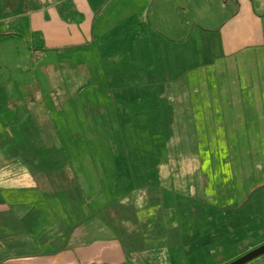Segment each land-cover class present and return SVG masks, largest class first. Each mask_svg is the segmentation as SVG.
I'll list each match as a JSON object with an SVG mask.
<instances>
[{
    "label": "crops",
    "instance_id": "0c3cea01",
    "mask_svg": "<svg viewBox=\"0 0 264 264\" xmlns=\"http://www.w3.org/2000/svg\"><path fill=\"white\" fill-rule=\"evenodd\" d=\"M115 1L1 0L0 7L26 29L32 49L37 40L45 52L105 57L99 50L113 46L116 62H146L163 154H136L127 170L103 150L64 166L50 152L47 164L39 132L28 148L36 118L0 124V264H186L178 189L199 136L246 142L247 159L256 155L252 143L264 148V0ZM114 16L120 24L107 40L98 32ZM131 72L117 69L120 77Z\"/></svg>",
    "mask_w": 264,
    "mask_h": 264
},
{
    "label": "rangeland",
    "instance_id": "374dc122",
    "mask_svg": "<svg viewBox=\"0 0 264 264\" xmlns=\"http://www.w3.org/2000/svg\"><path fill=\"white\" fill-rule=\"evenodd\" d=\"M119 2L112 4L118 7ZM2 10L0 7V124L25 122L27 114L29 121L36 118L38 127L30 125L29 151L35 149L34 132H39L38 146L50 148L43 155L47 164L54 161L50 152L64 166L69 157L85 152L92 157L94 152L92 158L97 159L95 152L103 150L120 158L122 170H127L124 164L132 162L136 154H163V137L153 116L156 112L151 110L155 103L147 88L150 66L146 62H116L117 48L113 46L99 50L105 57L98 53L86 56L80 50L45 52L37 40L32 49L26 29L17 28L19 20ZM118 24L115 16L102 23L99 36L113 39ZM139 31L141 28H135L131 33ZM133 49L139 52V44ZM157 56L159 60V53ZM119 67L132 72L120 77ZM157 67L164 68L163 64ZM163 77L164 82L171 80L165 73ZM88 136L95 141L85 142ZM107 138L109 144L100 142ZM208 139L199 136L198 155L185 160L186 185L177 188L183 196H179L178 207L185 230L186 264H226L264 243V148L258 150L260 144L250 142L256 146V155L247 159L246 142L225 144ZM155 181L158 186L160 180ZM260 262L264 255L246 264Z\"/></svg>",
    "mask_w": 264,
    "mask_h": 264
},
{
    "label": "water",
    "instance_id": "95a60500",
    "mask_svg": "<svg viewBox=\"0 0 264 264\" xmlns=\"http://www.w3.org/2000/svg\"><path fill=\"white\" fill-rule=\"evenodd\" d=\"M263 255H264V243L249 250L248 252L239 256L237 259L230 261L226 264H246Z\"/></svg>",
    "mask_w": 264,
    "mask_h": 264
}]
</instances>
